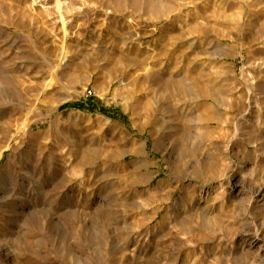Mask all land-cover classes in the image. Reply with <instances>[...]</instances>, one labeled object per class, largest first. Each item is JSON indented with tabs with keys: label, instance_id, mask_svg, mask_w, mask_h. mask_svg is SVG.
<instances>
[{
	"label": "rangeland",
	"instance_id": "1",
	"mask_svg": "<svg viewBox=\"0 0 264 264\" xmlns=\"http://www.w3.org/2000/svg\"><path fill=\"white\" fill-rule=\"evenodd\" d=\"M0 264H264V0H0Z\"/></svg>",
	"mask_w": 264,
	"mask_h": 264
},
{
	"label": "built area",
	"instance_id": "2",
	"mask_svg": "<svg viewBox=\"0 0 264 264\" xmlns=\"http://www.w3.org/2000/svg\"><path fill=\"white\" fill-rule=\"evenodd\" d=\"M91 96H92V91L88 89V90L85 92V97H86V98H89V97H91Z\"/></svg>",
	"mask_w": 264,
	"mask_h": 264
}]
</instances>
